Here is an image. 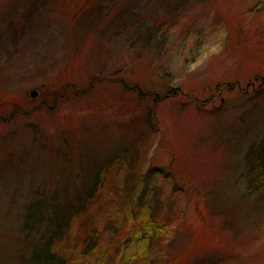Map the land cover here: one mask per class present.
<instances>
[{"label": "rangeland", "instance_id": "rangeland-1", "mask_svg": "<svg viewBox=\"0 0 264 264\" xmlns=\"http://www.w3.org/2000/svg\"><path fill=\"white\" fill-rule=\"evenodd\" d=\"M103 1L0 2V264H20L25 206L65 183L76 197L97 173L70 258L83 224L120 239L143 199L174 233L128 243L116 264H264V198L245 179L264 136V0H137L112 15ZM145 22L167 30L162 53L125 54Z\"/></svg>", "mask_w": 264, "mask_h": 264}, {"label": "trees", "instance_id": "trees-1", "mask_svg": "<svg viewBox=\"0 0 264 264\" xmlns=\"http://www.w3.org/2000/svg\"><path fill=\"white\" fill-rule=\"evenodd\" d=\"M97 0H90L94 3ZM137 0H104L103 5L107 6L109 14H113L118 8L133 5ZM4 5L5 0H0ZM122 2L123 5H120ZM126 3V4H124ZM111 8V9H110ZM108 16L107 20L111 17ZM110 16V17H109ZM107 24L109 23L106 21ZM167 30L161 26L145 22L141 25L136 24L131 33L128 34L125 44V54H132L137 50L149 51L157 57L162 53ZM94 80H99L94 78ZM126 91H138L137 99L142 101V91L138 86H129L122 81ZM178 92L172 93L177 96ZM249 170L246 174V193L248 196L264 198V136L258 144H253L249 154L246 156ZM101 174L97 173L95 183L89 189L88 186L72 196L70 185L65 183L62 187H57L49 197L43 195L39 200L25 206L24 215L20 216L16 222L18 236L16 242L15 258L20 264H79L88 255L97 258L95 264H116L118 259L125 252V245L131 242L160 243L166 242L169 236L174 233V216L162 214L161 201H155L157 205L143 203L139 200L138 210L129 218L124 214L121 216L124 225V233L118 239L119 230H113L112 234L106 231L104 226H92L86 222L83 229V237L80 247L74 249L75 258H70L63 245L74 230L75 221L82 216L89 208L91 199L98 197L102 180ZM39 206L38 214L32 213V207ZM145 210V211H144ZM141 216V217H140ZM126 223V224H125ZM108 232V233H107ZM105 245V246H104ZM149 257V253H147ZM160 255L156 256L160 260Z\"/></svg>", "mask_w": 264, "mask_h": 264}, {"label": "water", "instance_id": "water-1", "mask_svg": "<svg viewBox=\"0 0 264 264\" xmlns=\"http://www.w3.org/2000/svg\"><path fill=\"white\" fill-rule=\"evenodd\" d=\"M248 87H250V84L248 85ZM38 95V93L37 92H34L33 94H32V97L34 98V97H36Z\"/></svg>", "mask_w": 264, "mask_h": 264}]
</instances>
